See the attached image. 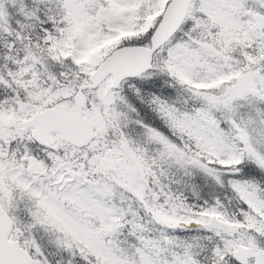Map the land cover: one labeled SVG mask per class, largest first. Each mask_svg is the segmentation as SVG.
<instances>
[{"label":"snow or ice","instance_id":"6c2138e0","mask_svg":"<svg viewBox=\"0 0 264 264\" xmlns=\"http://www.w3.org/2000/svg\"><path fill=\"white\" fill-rule=\"evenodd\" d=\"M0 264H264V0H0Z\"/></svg>","mask_w":264,"mask_h":264}]
</instances>
